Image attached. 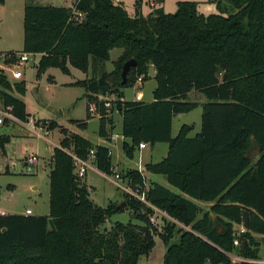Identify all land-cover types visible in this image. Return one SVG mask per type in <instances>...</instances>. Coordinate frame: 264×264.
<instances>
[{
	"label": "trees",
	"instance_id": "16d2710c",
	"mask_svg": "<svg viewBox=\"0 0 264 264\" xmlns=\"http://www.w3.org/2000/svg\"><path fill=\"white\" fill-rule=\"evenodd\" d=\"M229 5L235 11L229 12ZM215 7L220 13L205 16L197 12L196 1L184 0L173 13L144 17L139 9L130 16L112 0H74L72 7L25 4L22 50L40 54L36 77L49 67L65 74L69 66L87 72L91 58V78L73 84L85 88L95 114L103 113V101L94 96L109 89L104 62L111 49L122 48L114 71L121 72L128 59L136 61L127 82L121 85L119 73L114 83V109L122 116L121 134L129 139L122 142L125 156L132 158L140 143L167 142L166 157L145 167L165 174L184 195L217 201L196 219L194 202L154 183L148 201L174 221L165 219L158 230L149 219L153 211L124 194L125 207L138 222L104 227L125 207L93 202L63 148L72 146L80 156L94 149V164L106 174L112 172L109 149L79 134H65L50 158L48 214L0 213V264H137L154 248L155 236L167 246L162 264H232L233 251L243 259L237 264H258L260 242L252 234L264 235V0H216ZM73 10L83 17L75 20ZM149 64L155 69L153 101L122 100L121 88L140 76L146 80ZM0 87L2 107L26 120L25 102L11 94H24L25 82L10 84L0 72ZM192 90L206 98L201 129L188 137L193 125L183 124L172 137V117L196 105L186 100ZM78 124L85 127L86 121ZM54 127V122L47 126ZM105 132L99 115L98 134L104 137ZM8 140L0 136L1 144ZM120 173L132 185L145 183L137 169ZM244 212L248 227L236 237L233 225L243 222ZM175 233L179 236L172 241Z\"/></svg>",
	"mask_w": 264,
	"mask_h": 264
},
{
	"label": "rangeland",
	"instance_id": "374dc122",
	"mask_svg": "<svg viewBox=\"0 0 264 264\" xmlns=\"http://www.w3.org/2000/svg\"><path fill=\"white\" fill-rule=\"evenodd\" d=\"M72 1L60 0V3L69 5ZM112 1L116 4L121 3L130 16H135L136 11L139 9L144 17H155L159 11H163L164 13L175 12L177 2L184 0ZM191 1H196L197 12L205 16L210 13H220L215 7L216 0ZM47 3L52 2L50 0H24V6L25 4L43 5ZM23 10L21 0H6L3 8H0V54H16L9 64L5 66V72L11 80H23L25 82L26 92L23 99L27 104L28 118H35L39 123L46 126L54 122L55 127L52 129L47 128V130L41 131L39 134H26L18 125L11 122L0 126V136L6 135L9 137L8 141H5L3 144L0 143V211L3 210L7 214H24L26 209H30L31 215H47L49 211L48 174L51 169L50 158L53 149L60 146V142L65 134L67 136L79 134L94 143L102 142L108 144L111 148L113 165L116 162L117 164L123 162L128 163L130 166H139L140 163L137 158L132 160L125 156L119 141L116 140L114 144V138L108 141L98 134V115H103L105 123H107L106 136L112 137L114 134V115L117 112L114 109V103L118 99L117 94L114 93V83L120 80V70L119 72L117 70L114 71V62L118 59L123 49H111L109 59L104 62V69L109 73L107 80L109 89L104 94H97L94 97L99 101L108 102L109 106L103 105L104 112L99 111L98 115H95V113H91L88 110L91 102L88 101L85 88L70 84L73 81L91 78V58L87 72H82L69 66L71 72L65 74L57 67H49L40 77H36L40 54L39 56L28 54V60L24 62L17 60L19 54L24 52L22 50ZM228 10L229 12L235 11L231 5H229ZM223 14L226 15V13ZM0 60L2 59L0 58ZM150 67L153 66L149 64L148 68ZM140 77L142 78L143 76ZM141 81L143 82V79ZM136 82H138L137 79ZM155 86L156 80L148 78L142 87L134 84L124 86L122 90L126 99L133 98L136 91L142 90L144 92L143 100L148 101L152 98V90ZM197 92L194 91V93ZM198 93L201 95L200 99L206 100L202 93ZM191 95L192 92L188 95L187 100L190 101L196 98V96ZM179 117L174 120V136L177 134L175 125L178 119L195 124V128L199 125L200 108L189 111ZM86 120L87 126L85 128L78 124ZM69 150H73V147L70 146ZM31 154L35 155L37 160L29 163L26 161V158ZM149 154L153 156L151 161H156L160 158V151L156 149L153 152L150 146L144 152L145 160L150 158ZM256 156L257 150L254 149L251 152V159H255ZM118 166L121 165L119 164ZM111 179L114 180L112 173H102L93 165L92 168L87 170L85 177L81 181L86 180L90 199L100 206H106L115 201V203L119 204L123 202L125 197L122 190L115 186ZM216 201L217 199L214 200L213 204ZM153 217L156 219L155 226L158 230H161L166 218L156 213ZM115 221L124 223L129 221L138 222L133 217V210L129 207H125L121 212L112 214L104 223V227H110ZM233 227L235 236L238 237V234L243 232L241 231L243 224H234ZM183 228L187 229L186 227ZM252 235L255 240L260 242L257 260H264V236L256 233ZM178 236L179 234L175 233L172 241L176 240ZM154 239L155 246L152 251L147 255L140 256L137 264H162L167 246L158 236H155ZM236 239L238 240V238ZM232 255H236V251H233ZM230 259L232 263L234 262L233 264H237L233 257H230Z\"/></svg>",
	"mask_w": 264,
	"mask_h": 264
},
{
	"label": "crops",
	"instance_id": "0c3cea01",
	"mask_svg": "<svg viewBox=\"0 0 264 264\" xmlns=\"http://www.w3.org/2000/svg\"><path fill=\"white\" fill-rule=\"evenodd\" d=\"M52 3H47V4H50V5H53V6H65V7H72L73 4H74V0L69 4V5H66V4H61L60 3V0H50ZM122 1V0H121ZM6 0H4V3L2 5H0V8L2 9L4 4H5ZM21 3L23 4V9H24V0H21ZM23 13H24V10H23ZM22 28H23V16H22ZM22 45H23V42H22ZM6 51H12V50H6ZM35 55H38L39 54H35ZM40 57V56H39ZM10 61H7V60H0V72L5 76L6 80L10 83V84H14V83H17V82H20L19 80H11L6 72H5V66L9 64ZM70 70V69H69ZM71 72V70H70ZM154 75H155V69L153 67H150L148 68V72H147V79L148 78H154ZM146 79V80H147ZM155 79V78H154ZM146 80H143V82L141 81L140 83L139 82H136L134 84H136L138 87H142L144 82ZM23 81V80H22ZM74 82L76 81H73V82H70V84H73ZM133 84V85H134ZM156 87V86H155ZM154 87V88H155ZM154 90V89H153ZM152 90V92H153ZM123 94V97L121 98L122 100H131V101H143L145 103H149V102H152L153 101V95H152V98L148 101H145L143 100L144 98V92L142 90H138L135 92V95L133 98L131 99H126L125 98V94L121 88L120 90ZM25 92H26V85H25ZM25 92L24 94H21V93H18L16 90H13L11 92V94L19 99H21L22 101H24V95H25ZM192 92V95L191 96H196V98L194 100H190L192 102H195L196 105L189 111H192L194 109H197V108H200V120H199V125L196 126L195 128V124L191 123V122H186L184 120H181L178 119L177 123H176V133H178L179 131V128L181 125L183 124H192L193 125V129L188 133V137H193L195 136L197 133H199L200 129H201V115H202V103L205 102L206 100H203V99H200L201 95L197 92V93H194V91H190L187 93V96H186V100L188 98V95ZM196 94V95H195ZM206 99V98H205ZM189 101V100H188ZM25 102V101H24ZM25 106H26V112H27V104L25 103ZM2 107V103L0 101V108ZM189 111L187 112H183V113H178V114H175L173 117H172V120H171V130H170V134L171 136L173 137L174 135V120L177 119V118H180L179 116H181L182 114H185V113H188ZM28 113V112H27ZM97 115V114H95ZM98 118H99V115H98ZM8 123V122H7ZM5 123V124H7ZM119 124H120V127H119ZM86 126H87V120H86ZM85 126V127H86ZM84 127V128H85ZM107 130V123H105V131ZM121 130H122V116L121 114L117 111L116 114L114 115V134L112 135V137L110 136H104L102 138H104L105 140H108V141H111L113 138H114V144L117 141H119L120 143V146H121V149H122V142L125 140V141H129L128 138H124L123 135L121 134ZM23 131V130H22ZM24 132V131H23ZM106 133V132H105ZM27 134V133H26ZM100 136V135H99ZM84 137V136H82ZM85 139H87L88 141H90L88 138L84 137ZM92 144L94 145H104V146H107L108 149H109V152H110V157H111V148L108 144H105V143H102V142H92L90 141ZM167 144V146H166ZM150 146L151 147V150H153V152H155V150H159L160 151V158L159 160H156V161H151V158L153 157L151 154H149L150 158L148 159H144V152L145 150L147 149V147ZM168 153V143L167 142H156L154 144H149V143H145L144 147H137L134 154H133V157L130 158V159H135L137 158L139 160V166H130L128 163H123V162H119L117 164L114 163L113 165V161L111 159V165H112V174L114 172H124L128 169H137L139 171H141L143 173V175L145 176V183L146 185L148 186V188L154 184V183H157L177 194H181L182 196H184L185 198L191 200L192 202H194L198 207H199V211L197 213V216H196V219H200L203 215L204 212H207L210 210V206L213 204L214 200H209V201H205V200H200V199H196V198H193V197H190L188 195H184L182 194L179 189H177L176 187L172 186L168 180H167V177L165 174L163 173H158V172H153L151 170H148L145 166L146 164H149V165H155L159 162H161L167 155ZM121 165V166H118V165ZM95 166V164H94ZM96 167V166H95ZM98 170V169H97ZM100 171V170H99ZM103 173V172H102ZM112 180V179H111ZM83 182L86 184L87 186V183H86V180H83ZM115 185V184H114ZM116 186V185H115ZM88 188V187H87ZM88 191H89V188H88ZM123 193V192H122ZM124 194V193H123ZM90 195V194H89ZM93 201V200H92ZM94 202V201H93ZM116 202V201H115ZM114 202V203H115ZM98 205V204H97ZM100 206V205H99ZM102 207H105V206H102ZM158 210L157 211H153L151 213V215L153 214H161V216H163V218H166V219H171L173 220L172 218H170L164 211H162L161 209H159L158 207H156ZM1 214H7L5 211L1 210L0 211ZM210 215L212 216V218H214V214H212L210 212ZM174 221V220H173ZM175 223H177L178 225H181L180 223H178L177 221H175ZM243 224V222H242ZM182 226V225H181ZM187 229L189 227H186ZM258 235H262L264 236L263 234H258ZM230 257H233L234 258V261H236L237 263L241 260H243L241 257L237 256V255H232V253L229 254ZM255 262H257L258 264L260 263H264V260L260 259V260H255ZM234 263V262H233ZM232 263V264H233Z\"/></svg>",
	"mask_w": 264,
	"mask_h": 264
},
{
	"label": "built area",
	"instance_id": "2783aa9c",
	"mask_svg": "<svg viewBox=\"0 0 264 264\" xmlns=\"http://www.w3.org/2000/svg\"><path fill=\"white\" fill-rule=\"evenodd\" d=\"M73 18L75 20H80L83 17V13L80 11L73 10ZM28 54L35 55L34 53H27L23 52L20 53L17 60L19 62H24L28 60ZM15 53H2L0 54V58L3 60L10 61ZM137 81L140 83L141 82V77L137 78ZM103 105L106 107L109 106L108 102H103ZM88 110L91 113H95V105L93 102L89 104ZM98 115V113H96ZM5 119H7L8 122L14 123L18 125L19 128H21L23 131H26V133H34V134H39L41 131L47 130V126L45 124L39 123L35 118H27L26 120H19L17 119L12 113H11V107H1L0 108V126L5 124ZM145 143H140L139 147H144ZM59 147V146H58ZM72 158L73 164H74V172L77 176L78 179L82 180L86 173L87 170L92 168L94 165V160H95V150L90 149L85 156H80L76 153H74L72 150L69 149H64ZM37 160L35 155H28L26 158V161L31 163L35 162ZM114 184L122 190L124 194H127L134 199L138 200L140 203L143 205L149 207L152 211H157L158 209L156 206L151 204L148 199H147V191H148V186L146 183L143 184H136L132 185L130 182V179L128 177H123L120 172H114L113 173ZM24 214H31L30 209H26ZM149 219L153 225H155L156 219L153 217V215H149ZM245 227L243 226L241 228V231H244ZM234 244L238 245V240H234Z\"/></svg>",
	"mask_w": 264,
	"mask_h": 264
},
{
	"label": "water",
	"instance_id": "95a60500",
	"mask_svg": "<svg viewBox=\"0 0 264 264\" xmlns=\"http://www.w3.org/2000/svg\"><path fill=\"white\" fill-rule=\"evenodd\" d=\"M136 65L135 59L131 58L126 60L121 68L120 76H121V85L125 84L127 82V73L131 67H134ZM26 133V131H24ZM118 207H125V202H121L118 204ZM243 226L245 228L248 227V214L247 212H244V219H243Z\"/></svg>",
	"mask_w": 264,
	"mask_h": 264
}]
</instances>
